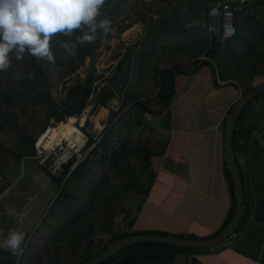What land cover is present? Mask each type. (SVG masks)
Instances as JSON below:
<instances>
[{
	"label": "rangeland",
	"instance_id": "1",
	"mask_svg": "<svg viewBox=\"0 0 264 264\" xmlns=\"http://www.w3.org/2000/svg\"><path fill=\"white\" fill-rule=\"evenodd\" d=\"M200 2L105 0L98 19H108L110 31L97 33L90 53L73 59L76 64L72 71L66 70L70 54L56 42L55 36L51 40L54 62L34 58L45 69L43 80L53 104L61 102L62 106L65 105L76 82H82L84 86V103L72 119H84L81 130L87 140L74 152L71 161L55 171V175L61 178L53 182V191L48 198H43L44 194L39 197L36 180L27 178L29 173L22 171L19 164L24 154L34 155L29 139L24 135L33 145L47 124L60 125L62 123L58 122L68 114L59 118L61 120L45 115L44 95H40L41 101L33 99L43 82L30 62L25 61L27 52L20 59L15 52L10 53L11 66L7 71H0V192L10 181L14 182L0 200L5 203L9 192L14 194V200H21L18 205L42 199L36 202L35 206H41L24 231L23 254L15 264H76L84 255L93 256L104 240L123 229V217L133 199L131 194L138 192L139 195L142 187L141 176L147 163L145 154L160 147L164 139L163 132L157 131L156 134L153 128L157 111L163 104L158 95L162 85L161 70L189 69L200 62L199 59H207L212 41L214 57L209 60L215 61L209 62L214 64L215 70L218 58L233 59V54L239 56V66L242 61L255 62L256 68L260 66L254 60L255 55L248 57V47L245 49L241 45L238 47L241 53H238L237 49L226 45L227 40L217 41L210 30L212 22L202 13ZM262 17L239 12L236 24L264 26ZM78 33L82 35L80 31ZM253 33H259L263 39L264 27ZM71 40L60 39L69 44ZM257 49L264 52V48ZM128 51L129 59L125 56ZM259 57V62L264 64V57ZM127 62L125 76L121 72ZM23 70L35 74L37 87L27 91V98L14 89L17 84L14 76ZM147 73L153 76L146 79ZM122 76L126 84L119 88ZM128 91L135 96L133 99L128 97ZM137 100L140 104L136 103ZM144 116H147L145 120ZM19 169L22 174L16 177ZM41 170L50 172L46 168ZM60 187L63 195L57 199ZM20 189L23 190L21 193L18 192ZM26 209L27 206L12 211L5 208L3 216L21 215ZM180 262L178 258L176 264Z\"/></svg>",
	"mask_w": 264,
	"mask_h": 264
},
{
	"label": "crops",
	"instance_id": "2",
	"mask_svg": "<svg viewBox=\"0 0 264 264\" xmlns=\"http://www.w3.org/2000/svg\"><path fill=\"white\" fill-rule=\"evenodd\" d=\"M251 1L250 6L235 12L236 31L226 45L238 53L241 45L248 47V57L255 55L254 60L260 66L256 68L251 61H242L239 66V56L233 54V59L218 58L216 70L214 64L197 62L189 69L170 71L166 78L170 80L169 97L158 109L153 124L155 133L163 132L164 139L160 147L145 155L147 166L141 176L142 187L139 195L132 192L131 207L125 212L120 231L152 230L206 237L223 228L230 208L233 209L223 148L225 115L240 94L264 81V64L257 59L264 57V52L257 49L264 48V38L253 33L264 26L236 24L237 14L243 11L263 16L264 20V0ZM200 3L202 8V0ZM211 22L210 30L216 35L217 21L213 18ZM209 59L206 60L215 61ZM152 76L145 75L146 79ZM249 106L245 115L252 113L256 118L257 113L264 115V95L252 100ZM250 121L247 117L242 120L240 133L233 140L245 203L238 225L214 246L176 253L172 264L178 258L179 264H190V260H194L193 264H264V116L261 130L254 131L256 141H246L243 135ZM19 164L22 171L29 173L27 178L36 180L39 197L44 194L43 198H48L55 181L41 170L35 157L24 154ZM22 171L19 169L16 177ZM13 182L1 189L0 198L6 190L10 191ZM8 196L5 203L0 200V244L11 230L26 231L41 206H35L36 202L42 200L18 205L21 200H14L12 192ZM24 206L27 209L21 215L3 216L5 208L12 211ZM20 258L0 247V264H15Z\"/></svg>",
	"mask_w": 264,
	"mask_h": 264
},
{
	"label": "clouds",
	"instance_id": "3",
	"mask_svg": "<svg viewBox=\"0 0 264 264\" xmlns=\"http://www.w3.org/2000/svg\"><path fill=\"white\" fill-rule=\"evenodd\" d=\"M105 0H0V71L11 66L10 53L17 59L27 52L38 60L54 62L51 40L57 34L71 36L79 30L78 43L94 42L97 33L107 34L108 19H98ZM74 56L76 45L60 42ZM14 79H23L15 74ZM26 234L13 229L0 244L14 257L23 254Z\"/></svg>",
	"mask_w": 264,
	"mask_h": 264
},
{
	"label": "trees",
	"instance_id": "4",
	"mask_svg": "<svg viewBox=\"0 0 264 264\" xmlns=\"http://www.w3.org/2000/svg\"><path fill=\"white\" fill-rule=\"evenodd\" d=\"M78 31L79 30L76 31L75 37H74V33L71 36H65L62 34H57L55 36L57 43L61 42L60 39H64V41H66V39H72L70 42V45H72V44L76 45V48H75L76 54L74 56L70 55V59L68 60L69 64H68V68L66 70L69 72L73 70L74 65L76 64V62H72L73 59L75 60L76 57H83L85 55H88L90 53L91 49L93 48L94 44H95L94 42H85L82 44L78 43L77 37H79V34H80V33H78ZM59 45L61 46V44H59ZM213 49H214V42L212 41L211 46H210V50L206 54L209 58L214 57V54L211 53V52H213ZM129 55H130L129 51L125 53V56L128 59H129ZM34 58L35 57H33L27 53V58L25 59V61L30 62V66H32L35 69V71H34L35 74H37L39 76V78L42 79L43 84L41 86V89L38 92V95L34 96L33 99L37 100V101H41L42 98L40 97V95L41 94L44 95L43 100L46 101L45 115L46 116L51 115V116H54L57 120H61L59 118L63 117L66 114H68V115L78 114L80 112V109H81L83 103H84V86H83L82 82H76V84H75L76 86H73L71 88V91H69V94L66 97L67 100L65 99L66 101L65 100H64L65 102L63 101L65 105L62 106L61 102H60V104L55 105L50 100L48 90L46 88V82L43 80L45 69H42V64L35 62ZM199 61L205 62V63L208 62V64H210V62L206 59H199ZM127 73H128V62L124 65L121 74L126 76ZM169 73H170L169 70L167 72L164 70L160 71V77H161L162 85L159 86L158 95H159L160 99L163 100L162 101L163 104L166 102L167 98L169 97V93L167 91V88L170 87V80L166 79L167 77H169ZM35 74H33V75L30 74L29 70H23L20 73V75L23 76V79L17 80V84L14 87V89L18 92V94H21L22 96L27 98L29 95L27 93V91H30L32 89H37L36 85L34 84V80H35L34 75ZM119 80H120L119 88L120 87L123 88L126 84V79L123 78V76H122L119 78ZM263 95H264V91L257 94L255 97H253L246 104L244 109L240 112V114L237 117L236 123H235V128H234V132H233V140L235 139L237 134L240 133V123L242 122V120H245V118L247 117L251 121L249 122L248 128L243 133V135H244V137H246V141H248L249 139L252 141L253 140L256 141V137H255L254 133L255 132L257 133V132H259V130H261V122L263 120L264 115L257 113L258 118H256V117L252 116V113H251V115L250 114L245 115L244 112H246L247 108L250 107L249 105H250V102L252 100L257 99ZM128 97L133 99L135 96L133 94L129 93ZM7 99L10 100V97L7 96ZM8 100H6V101H8ZM136 103L140 104V101L137 100ZM68 117H74V116H68ZM254 118H256V119H254ZM61 122H64V121H60V123ZM24 137L29 139L30 148L33 149L31 139L27 135H24ZM233 146H234V141H233ZM21 155H19V156H21ZM71 159H72V157H70L67 161H69V160L71 161ZM63 165H64V163H63ZM81 165H82V163L80 165L76 164L73 167L72 171H74L75 169H78L79 166H81ZM66 166L67 165L64 166L65 169H67ZM225 169H226L227 182H228L229 188L231 190V198H232V206H233L234 193H233L232 181H231L229 172L227 170V167H225ZM48 173L54 181H56V180L59 181L61 178V176L55 175L52 172H48ZM62 195H63V189H62V187H60L58 194L56 195V198L58 199V197L60 198ZM231 212H232V207L230 208L228 218L224 222L223 227L225 226L228 219L230 218ZM140 232L170 234V233H166V232H157V231H152V230L118 231V232L112 233L110 237H108L106 240H104L101 247L99 249H97L96 253H98L105 246V244L107 242H109L110 240H112L114 238L124 236L127 234H135V233H140ZM173 235L193 237L192 235H186V234L185 235L184 234H173ZM190 249H192V248L186 247V246H178V245L158 242V241H154V240L138 241V242H134L132 244H129V245L121 248L119 251H117L116 253L112 254L111 256L105 258L104 260L100 261L97 264H172L174 259H175L176 253H178L182 250H190ZM88 258H90L89 255H84L83 257L80 258V260L76 264H80L82 261H84ZM193 262H194V260H193ZM193 262L190 260L189 263L193 264Z\"/></svg>",
	"mask_w": 264,
	"mask_h": 264
},
{
	"label": "water",
	"instance_id": "5",
	"mask_svg": "<svg viewBox=\"0 0 264 264\" xmlns=\"http://www.w3.org/2000/svg\"><path fill=\"white\" fill-rule=\"evenodd\" d=\"M263 91L264 81L245 90L236 98L225 115L223 123L224 158L227 170L232 181L234 204L229 220L219 232L206 237H186L176 236L173 234H158L149 232L127 234L110 240L98 253L82 261L80 264H97L105 258L116 253L121 248L138 241L154 240L190 248H207L216 245L217 243L225 239L229 234H231L235 227L238 225L245 208L242 192L241 173L236 160L233 146V132L235 123L238 115L244 109L246 104L253 97ZM56 173L57 172H55L54 174Z\"/></svg>",
	"mask_w": 264,
	"mask_h": 264
},
{
	"label": "built area",
	"instance_id": "6",
	"mask_svg": "<svg viewBox=\"0 0 264 264\" xmlns=\"http://www.w3.org/2000/svg\"><path fill=\"white\" fill-rule=\"evenodd\" d=\"M140 2L146 3L151 0H138ZM252 3L251 0H202V10L208 20H211L213 18L216 19L218 24V30L216 37L218 38L217 41L224 42L227 39L234 36L236 27H235V12L237 10H240L242 8H246L250 6ZM84 120V119H83ZM76 129L79 130L80 135L82 136V143L78 147H71L68 149V152L66 156L57 161L56 157L57 154V142L53 140L55 136H53L49 143H52L51 145H48L46 148L42 147L40 143L37 142V138L42 134H48V127L49 124H47L44 129L39 133V136L35 139L33 142V150H34V157L36 158L37 164L42 167L46 168L50 172H55L57 169H59V166H61L63 163H65L73 154L74 152L78 151L81 146L84 144V142L87 140V136L84 133V131L81 130L82 122L79 123V121L73 120L71 122ZM45 137V136H44Z\"/></svg>",
	"mask_w": 264,
	"mask_h": 264
},
{
	"label": "bare ground",
	"instance_id": "7",
	"mask_svg": "<svg viewBox=\"0 0 264 264\" xmlns=\"http://www.w3.org/2000/svg\"><path fill=\"white\" fill-rule=\"evenodd\" d=\"M68 116H74V115H68ZM73 120L74 119H72V117L70 118L66 117L64 120H62L64 122H61L62 124L60 125H58L57 123L51 124L49 125L50 127H48L47 129V130L50 129L48 133L49 135L42 134L37 138V142L40 143L42 147L46 148L48 145L52 144L49 143V140L53 136H55L53 140H55L57 144H59V146L58 145L55 146L57 147V154H58V156L56 157L57 161L63 159L66 156L69 148L78 147L82 143V136L80 135L79 130L76 129L75 126L71 123ZM81 121L79 120V123H81ZM45 139H47V141Z\"/></svg>",
	"mask_w": 264,
	"mask_h": 264
}]
</instances>
